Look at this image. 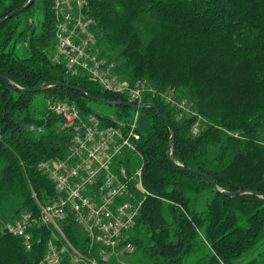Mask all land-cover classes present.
Instances as JSON below:
<instances>
[{"label":"trees","instance_id":"16d2710c","mask_svg":"<svg viewBox=\"0 0 264 264\" xmlns=\"http://www.w3.org/2000/svg\"><path fill=\"white\" fill-rule=\"evenodd\" d=\"M28 1L0 0V19ZM86 2L99 56L114 63L117 78L145 80L152 91L142 103H152L162 117L148 107L102 103L128 99L54 61L52 0H32L0 22V264H37L54 231L34 225L32 235L40 241L27 251L4 224L24 211L38 216L37 202L46 205L57 196L39 163L70 150L71 131L60 129L61 118L48 109L60 99L121 129L136 112L147 117L137 151L124 150L116 161L128 173L141 167L143 190L130 186L141 205L129 231L140 256L130 264H264V0ZM47 83L62 85L14 87ZM168 92L184 99L190 114L179 117L176 103L162 98ZM95 104L111 112H98ZM33 124L42 131H30ZM176 163L206 173L220 190L242 193L226 196ZM57 225L84 251L70 218ZM104 264L124 263L112 256Z\"/></svg>","mask_w":264,"mask_h":264},{"label":"built area","instance_id":"2783aa9c","mask_svg":"<svg viewBox=\"0 0 264 264\" xmlns=\"http://www.w3.org/2000/svg\"><path fill=\"white\" fill-rule=\"evenodd\" d=\"M56 18V49L54 61L63 63L71 74L87 73L104 89L124 95L129 103L142 104L146 92L152 91L145 80L130 83L114 74V63L101 58L85 13L86 0H52ZM165 103H176L178 116L189 112L184 99L175 100L170 92L163 94ZM48 109L61 118L60 129H69L71 145L63 158L44 159L39 163L53 181L57 196L39 207V215L24 211L5 224L4 231L18 237L25 250L33 249L31 228L51 225L48 238L37 264H104L112 256L131 253L136 246L129 240V231L139 215L140 200L131 191L143 190L141 167L128 173L123 165L114 164L124 150L137 151L140 139L135 115L126 128L103 125L93 113L82 115L77 106L66 100H53ZM40 133L36 125L28 127ZM196 122L191 133L197 134ZM32 196L36 199L35 194ZM70 218L82 228L85 245L82 251L66 238L57 222ZM120 263H123L120 261Z\"/></svg>","mask_w":264,"mask_h":264},{"label":"water","instance_id":"95a60500","mask_svg":"<svg viewBox=\"0 0 264 264\" xmlns=\"http://www.w3.org/2000/svg\"><path fill=\"white\" fill-rule=\"evenodd\" d=\"M31 2H32V0H29L23 7L11 12L7 16H5L4 18L0 19V22L5 21L7 18L11 17L15 13L24 10L25 8H27L30 5ZM3 78L7 80L6 77H3ZM60 84L62 85V83H47V84H42V85H40V86H38L36 88H33V89H24V88L18 87L17 85H14V87H16L17 89H20V90L38 91V90L44 89V88H46L48 86H51V85H60ZM63 85L64 86L65 85L68 86L67 84H63ZM79 91H80L81 94H83V95H85V96H87L89 98H92V99L97 100V101L99 100V99L94 98L93 96L87 94L86 92H84L82 90H79ZM99 101H101L102 103H105V104L115 105V106L124 105V106H127V107L135 110V111H138V110H140L142 108H147L148 107V108L154 109L157 113H159V110L152 103H149V102L142 103V104H133V103L123 102V101H104V100H99ZM159 115L162 117V115L160 113H159ZM167 125H168V127L170 129L171 137H170L169 147H168L166 155H167L168 159H170L172 161L171 156H170V151H171V144H172V140H173V133H172L170 124L168 122H167ZM176 165L179 166L181 169H184V170H187L189 172L198 173V174L202 175L203 177H205L211 183V185L213 186V188L216 191H218V192H220V193H222V194H224L226 196H234L236 194L242 193V191H240V190H238V191H223V190H220L216 186V184L212 180H210V178L208 177V175L206 173L201 172V171H199L197 169H194V168H186V167H184V166H182V165H180L178 163H176Z\"/></svg>","mask_w":264,"mask_h":264},{"label":"rangeland","instance_id":"374dc122","mask_svg":"<svg viewBox=\"0 0 264 264\" xmlns=\"http://www.w3.org/2000/svg\"><path fill=\"white\" fill-rule=\"evenodd\" d=\"M94 108L98 111V112H101V113H105V112H111V108H109V107H106V106H104V105H101V104H95L94 105ZM189 112H187L186 113V115L188 114ZM190 114V113H189ZM135 115H137V120H136V124H137V128H138V130L140 131V132H142V133H146L147 132V130H148V120H147V117L142 113V112H140V113H137L136 112V114ZM135 117V116H134ZM118 156H120V155H118ZM118 156H116L115 157V160H114V164L116 165V166H120V165H122L121 163H116V161H117V157ZM9 222V221H8ZM7 223V222H6ZM5 223V224H6ZM4 224V225H5ZM73 234H74V236L77 238V242H78V245L79 246H84L85 245V240H84V233H83V230H82V228L81 227H79V226H75L74 225V228H73ZM83 240V241H82ZM253 254V252L252 253H249V254H247L246 256H242V258H240L239 260H238V262H242V261H244L245 259H247L249 256H251ZM140 256V252H138L137 251V249L134 251V252H131V253H125V254H120V255H118V257H117V260L120 262V261H122L124 264H130V263H132L136 258H138Z\"/></svg>","mask_w":264,"mask_h":264}]
</instances>
